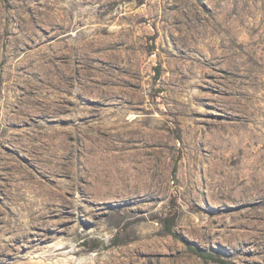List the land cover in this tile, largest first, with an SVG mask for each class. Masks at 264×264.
Here are the masks:
<instances>
[{"label":"rangeland","instance_id":"rangeland-1","mask_svg":"<svg viewBox=\"0 0 264 264\" xmlns=\"http://www.w3.org/2000/svg\"><path fill=\"white\" fill-rule=\"evenodd\" d=\"M263 176L264 0H0V264H264Z\"/></svg>","mask_w":264,"mask_h":264},{"label":"bare ground","instance_id":"bare-ground-1","mask_svg":"<svg viewBox=\"0 0 264 264\" xmlns=\"http://www.w3.org/2000/svg\"><path fill=\"white\" fill-rule=\"evenodd\" d=\"M61 135V134H60ZM53 139H55V138H53ZM57 139V138H56ZM53 143H54V140L52 141ZM56 143H58V144H60L61 143V140H58V141H55ZM63 143V142H62ZM50 144H51V142H50ZM55 144V143H54ZM52 145V144H51ZM63 145V144H62ZM53 146V145H52ZM58 146V145H57ZM86 147V146H85ZM85 147H83V150H85ZM88 147V146H87ZM57 149H58V147H56ZM55 148V149H56ZM90 149H91V151H93L94 149H96V147L94 146V145H91L90 147H89ZM55 149L53 148L52 150H54L55 151ZM87 150V149H86ZM53 152V151H52ZM87 152H89V151H87ZM83 156V155H82ZM73 157V156H72ZM62 165H63V163H61V167H62ZM95 170H98V169H100L98 172H97V175L99 176V177H101V179H103V180H105L106 179V177L107 176H109V174H110V172H112V168H113V165H105V166H103V165H100V164H95L94 166H92ZM76 168V170H75V172H76V174L77 175H79V173H78V169H82V171H83V173H86L87 172V170L86 169H84V167H79L78 165L75 167ZM88 168V167H87ZM235 169V168H234ZM92 171V170H91ZM141 171H143V172H145L143 169H139V171L138 172H141ZM249 173H251V172H249ZM87 174H89V173H87ZM91 174H92V172H91ZM112 174V173H111ZM110 174V175H111ZM131 175L133 174V173H130ZM137 174V173H136ZM86 175V174H85ZM93 175V174H92ZM135 175V174H134ZM139 176V175H138ZM137 176V177H138ZM239 175L236 173V172H231V173H228V175H227V177H226V184L224 185V183H221V182H219V184H220V186L222 187V189H223V192L224 193H226L227 195H229V193H230V191H231V189L232 188H234L236 185H239L240 184V182H236V178L238 177ZM130 178H132V177H130ZM129 178V179H130ZM147 178V177H146ZM100 180V179H99ZM236 182V183H235ZM132 183V182H131ZM232 183H235V184H233L232 185ZM134 184V183H133ZM128 187V186H127ZM240 188H242V189H244V191H248L249 193H251V192H254L253 194H251V195H259V194H262V193H264V176L263 177H257L256 179H255V181L251 184V185H248V184H243ZM129 189L130 190H132V191H136L137 190V188L136 187H134V185H131V186H129ZM131 192V191H130ZM82 228V227H81ZM55 242H56V245H57V247L55 248V250L57 251L56 253L54 252L53 254H55L54 256L55 257H58V256H60V257H62L63 256V258H59V259H57L56 261H52V262H50V263H52V264H87V262L88 261H86V260H80L79 262H75V260H73V257H71V256H68L66 253H63V250H65V246H64V244L62 245V243H63V240H61V239H57V240H55ZM51 245V244H50ZM53 246V245H52ZM48 248V247H47ZM50 249V248H49ZM37 254V253H36ZM36 254H34L33 255V257H36ZM54 256H52V257H54ZM73 256V255H72ZM66 257V258H65ZM49 259V258H48ZM48 259H47V261H48ZM81 259V258H80ZM93 259V258H92ZM52 260V259H51ZM50 260V261H51ZM55 260V259H54ZM77 260V259H76ZM89 263H90V261H89ZM88 263V264H89Z\"/></svg>","mask_w":264,"mask_h":264},{"label":"trees","instance_id":"trees-1","mask_svg":"<svg viewBox=\"0 0 264 264\" xmlns=\"http://www.w3.org/2000/svg\"><path fill=\"white\" fill-rule=\"evenodd\" d=\"M192 249V251H194L195 253H197L199 256H202L204 258H207V257H212L211 255L207 254L205 251L203 250H200L198 248H193V247H190ZM220 263L221 264H234L232 262H229V261H224V260H220Z\"/></svg>","mask_w":264,"mask_h":264}]
</instances>
